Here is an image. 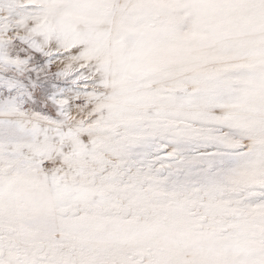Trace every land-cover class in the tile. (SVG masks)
<instances>
[{
	"label": "rangeland",
	"instance_id": "obj_1",
	"mask_svg": "<svg viewBox=\"0 0 264 264\" xmlns=\"http://www.w3.org/2000/svg\"><path fill=\"white\" fill-rule=\"evenodd\" d=\"M0 264H264V0H0Z\"/></svg>",
	"mask_w": 264,
	"mask_h": 264
}]
</instances>
